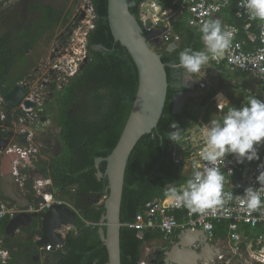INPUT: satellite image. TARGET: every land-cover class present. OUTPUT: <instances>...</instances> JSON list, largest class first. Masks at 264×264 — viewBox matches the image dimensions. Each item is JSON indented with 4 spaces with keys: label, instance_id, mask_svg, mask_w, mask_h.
Returning a JSON list of instances; mask_svg holds the SVG:
<instances>
[{
    "label": "trees",
    "instance_id": "trees-1",
    "mask_svg": "<svg viewBox=\"0 0 264 264\" xmlns=\"http://www.w3.org/2000/svg\"><path fill=\"white\" fill-rule=\"evenodd\" d=\"M146 1L127 0L130 11L142 27L144 25L141 10ZM153 1H157L162 7L176 8L174 0ZM90 3L96 18L94 28L87 36V58L60 88L56 84L48 88V96L43 104L47 112L50 108L54 109L52 119L58 131L47 132L48 137L54 139L59 146H53L49 155L42 148L41 153L33 158L36 171L50 182L46 191L77 212L75 228L68 231L62 246L48 252L51 254L48 264L107 263V250L98 233L99 222L105 212L104 198L108 193L106 161H101L96 167L95 160L107 157L113 150L138 85V71L134 60L128 50L114 40L111 33L107 0H90ZM28 10L32 13L31 22L20 20V26L17 28L15 22L9 20L13 27L0 34L1 96L26 75L22 71L15 75L14 67H19L21 62L23 64L26 54L44 33L63 26L71 14V11H66L63 7L34 1L29 3ZM9 15L11 12H5L3 18L7 19ZM221 15L223 18L227 17L229 23L240 25V21L234 16L233 5ZM171 24L173 33L180 36L177 48L172 52L166 51L168 42H161L158 48H154L161 54L167 72L168 89L164 109L157 126L135 144L126 166L120 212L121 264H134L129 261V256L143 241L163 237L160 231L146 230L142 240L125 224L134 219L145 203L162 197L164 190L170 185L178 188L183 186L191 176L182 165L174 163L171 152L174 142L165 134L174 130L170 125L176 122L182 137L179 143L185 145L184 136L199 123L198 117L187 110L189 102L180 112H173L175 94L185 91L181 79L183 69L176 68L175 65L179 62V53L186 47L199 51L204 49V45L196 27L188 23V14L179 18L174 16ZM93 44H101L105 49L94 50ZM176 69L179 73L174 77ZM214 93L215 91H212L203 95L200 105L209 104ZM255 97L259 99L258 96ZM231 107L235 105L220 109L217 119ZM44 152L46 156L42 157ZM98 173L102 174L101 179H98ZM32 185L31 179L25 180L27 194L24 196L30 202H38L42 198L34 196ZM0 195L11 201L4 197L1 191ZM8 220L0 219V241L9 250L10 257L5 262L0 261V264H21L19 258L22 257L31 262V257L39 252L35 237L41 235L40 218H34L30 224L20 228L27 235L23 239L5 234ZM222 226H215L216 237L226 235V229L224 227L223 230ZM97 259L101 260V263H96Z\"/></svg>",
    "mask_w": 264,
    "mask_h": 264
},
{
    "label": "built area",
    "instance_id": "built-area-1",
    "mask_svg": "<svg viewBox=\"0 0 264 264\" xmlns=\"http://www.w3.org/2000/svg\"><path fill=\"white\" fill-rule=\"evenodd\" d=\"M146 2L143 4L144 6L142 5L141 10L143 30L144 33L157 31L158 42L169 43L171 38L175 42L179 40V36L171 30L170 20L172 17L188 14V23L195 26L202 19L208 18L203 16L202 13L209 10L210 7L214 6L218 9L212 13V16H214L229 7L233 2L235 15L238 19L249 24L253 21V24L255 23V20L249 19L247 10L240 6L241 0H174L173 4H176V8L162 7L161 4L153 0H147ZM83 8H85L88 18L82 20L80 25H74L72 34L70 33L64 44L60 46L62 48L59 49V47L56 51H53L54 56L50 63L51 66L49 65L50 68H47L41 82L46 91L52 84H56L60 88L69 77L78 71L87 58V36L89 31L94 28L96 15L90 0H86ZM146 22L149 23L146 24ZM249 24L238 27L225 21L222 22V26L226 30H235V36L224 58L219 61L210 60L209 62L217 67L226 66L238 69L256 78L259 90L254 91L251 88H246L244 92L248 96L244 101L239 102L240 106L245 105V101L252 96H258L259 99L264 100V59H261V57H264V22L255 23L259 30L257 36L249 33ZM241 34L244 36L240 37ZM246 36H248L247 39H245ZM241 63L244 64L243 67L240 66ZM22 84L24 83L20 81L19 85L23 86ZM199 86L204 87L205 84L199 82ZM40 99L35 91L33 93L29 91L19 106L26 111H32L35 107L38 109V106L43 104V99ZM24 100H30L33 106L26 107ZM0 101H2L1 96ZM223 107L222 104L217 105L219 110ZM201 128L202 125L198 129H192V133H195L196 136H193L191 132L184 136L185 145L174 142L172 146L171 152L174 163L182 165L190 174L192 173L191 163L194 159H199L198 152L204 144ZM6 152H16L19 155V158L13 161L12 173L16 178L18 187L23 192L22 194H27L24 186L25 180L31 179L33 181L34 196L42 199L38 202H30L28 206L22 208L14 201L11 202L0 195V219H10L21 212L41 213L45 212L54 203H64L56 200L51 193L46 191L50 182L35 169L33 158H35L36 150L34 147H8ZM258 152L259 160L245 161L242 164H237L232 154L225 157V164L220 166V170L225 176L224 190L225 192L232 191L233 199L225 205L226 210L219 211L215 217L210 213L193 214L184 207L171 206L165 189L162 197L154 198L145 203L135 214L134 219L125 225L133 229L142 240V235L139 232L144 233L146 230L160 231L165 237L174 230L201 229L212 241V244L219 249V252L212 259L203 260L200 264H264V214H262L264 209L249 215L246 208L240 205L236 199L237 194H243L246 187H259L256 177L260 171L264 170V142L259 146ZM25 154L30 163L25 162ZM230 169L232 170L231 176H229ZM262 199H264V196H262ZM166 223L170 227H164ZM209 224L212 225L210 230L206 228V225ZM217 224L220 226L225 225L221 227L223 230L224 227L226 229L225 236H215L214 228ZM74 228V224H62L55 231L65 238L68 231ZM39 239L40 236L35 237L36 241ZM143 242L145 246L142 249L141 261L142 264H146L143 258L146 255L148 243ZM60 246L62 245L47 244L44 247H39V249L49 252ZM8 258L9 251L0 241V259L5 262Z\"/></svg>",
    "mask_w": 264,
    "mask_h": 264
},
{
    "label": "water",
    "instance_id": "water-1",
    "mask_svg": "<svg viewBox=\"0 0 264 264\" xmlns=\"http://www.w3.org/2000/svg\"><path fill=\"white\" fill-rule=\"evenodd\" d=\"M107 17L114 40L128 50L138 71L136 94L119 138L107 157H99L95 160L96 167L101 161H106L105 177L108 191L104 198L105 212L100 219L98 233L107 250L106 264H121L120 212L127 162L138 140L157 126L166 101L168 80L161 54L153 48L159 43L156 37L158 32L144 33L143 27L130 11L127 0H107ZM177 46L175 41H171L166 45V51L172 52ZM92 48L105 49L101 44H93ZM182 93L184 92H178L174 96L173 112L175 113L181 109L180 94ZM25 95L23 87L16 84L2 96V102L10 107H18ZM24 105L31 107L33 103L30 100H24ZM18 158L16 154L2 155L0 191L4 197L24 208L30 204V201L15 189L11 172V161ZM97 177L101 179L102 174L98 173ZM76 214V210L69 205L54 203L45 212H21L15 215L8 220L4 232L14 237L20 227L27 226L38 217L41 220V235L36 245L38 247H44L47 244L62 245L64 238L55 230L62 224H75ZM139 234L144 238L143 232ZM202 235L201 229L180 230L169 246L154 251V255L160 254V259L158 262L154 261V264H198L202 260H209L212 255L219 252V249L213 244H206V249L200 248ZM144 246L143 242L138 248L132 250L129 256L131 263L142 264L141 252ZM37 257L35 256V261ZM145 259L146 257L143 258L144 262ZM96 263H101V260L97 259Z\"/></svg>",
    "mask_w": 264,
    "mask_h": 264
},
{
    "label": "clouds",
    "instance_id": "clouds-1",
    "mask_svg": "<svg viewBox=\"0 0 264 264\" xmlns=\"http://www.w3.org/2000/svg\"><path fill=\"white\" fill-rule=\"evenodd\" d=\"M240 6L247 10L250 20L264 22V0H241ZM217 10L213 6L204 11L202 15L208 18L195 25L204 49L193 51L186 47L179 53V62L175 67L188 74L182 76L184 81L196 82L191 75L200 73L202 68L206 69L210 60L223 59L232 45L235 30H226L221 20L212 16ZM220 96L222 94L218 93L217 97ZM170 127L174 130L165 135L178 144L182 138L180 128L176 122H172ZM201 134L204 144L198 152L199 159L191 163L190 178L179 188L170 185L166 189V196L171 206L184 207L193 214L210 213L215 217L219 211L226 210L225 205L233 199V192L224 190L225 176L220 170V166L225 164V157L234 155L237 164L260 159L258 148L264 142V100L252 96L246 105L229 108L222 119L213 118L202 124ZM25 162L30 163L26 154ZM231 173L230 169L229 176ZM256 181L259 187L248 186L243 194L236 196L249 215L264 209V170L259 172ZM164 227L170 225L166 223ZM211 227L210 224L206 225L209 230Z\"/></svg>",
    "mask_w": 264,
    "mask_h": 264
},
{
    "label": "rangeland",
    "instance_id": "rangeland-1",
    "mask_svg": "<svg viewBox=\"0 0 264 264\" xmlns=\"http://www.w3.org/2000/svg\"><path fill=\"white\" fill-rule=\"evenodd\" d=\"M42 2L45 4H52L54 6H59V7H63L65 8V10H69L71 11V14L68 18V21L63 25V26H58L53 30L47 31L46 33H44L42 35V37L36 42V44L33 46L32 49H30V51L26 54V58L24 59V62L22 64L19 63V67H14L15 71L13 72L15 75L18 74V72H24L26 75L24 76V78L21 80V82L26 83L28 85V87H30V89L34 90L38 95L39 98L43 99L44 101L47 99L48 96V90L46 91L45 87L43 85H41L42 82V78H44L45 72L47 71V68L49 67L52 59H53V47L54 46H59L62 44H64L65 39L67 38L68 35H70V33L72 34L73 32V27L74 25H80L82 20H86L88 18V15L85 11V8H83L86 0H0V34L5 31L7 28L11 27L12 23L11 21L15 22V26L18 28L20 25V20H24L26 19L23 18L24 15L25 16H30L32 15V13L26 8L28 7L27 4L31 3V2ZM29 5V4H28ZM11 10H13L11 12ZM5 12H11V15H9L10 17L3 18V14ZM35 13V12H33ZM21 15V16H20ZM15 16H18L17 18ZM4 19V20H3ZM9 20H11L9 22ZM13 27V26H12ZM86 27V25H85ZM18 31V30H17ZM161 43L156 44L153 48H158L160 46ZM59 48V47H58ZM62 47H60L59 49H61ZM56 51V50H55ZM51 66V65H50ZM50 68V67H49ZM214 71V70H213ZM215 73V71H214ZM184 75H188L184 70H182V74H181V79L182 82H187L184 81L182 76ZM211 74H208L207 70H204V68H202L200 73L197 74H192L191 78L194 80H197L196 82H192L191 81V85L192 84H198L200 80H204L205 77L208 76V78H210L211 80L208 81V83L210 85H213L212 82V78L211 76H209ZM203 76V77H202ZM216 74H215V78L213 77V80L216 79ZM202 77V78H201ZM205 81V80H204ZM19 84V83H18ZM248 81L247 84L248 85ZM210 87V86H209ZM33 91V92H34ZM230 91H232L233 94L239 95L240 93H238V91H236L234 89H231ZM32 92V93H33ZM187 92H184L181 95V101L187 99L189 96H193L192 93L190 94H186ZM201 96V94L199 95V97ZM222 97V96H220ZM40 99V100H41ZM51 101V100H50ZM188 106H191L193 111H195L196 113L200 112V101L197 100L196 102H192L193 100L189 98ZM44 104V102H43ZM42 105L38 106V109L35 107L34 110H37L39 112V116L40 115H46V120L44 119V121L39 122L37 125H35V127H30L29 130H31L34 133H37L38 135L43 134V132H50V133H56L58 131V127L56 126V123L53 121L52 119V114L54 113V109L50 111H45V107ZM188 109V107H187ZM208 111H210V113H212L211 115L209 114H203V116H207L205 118L200 117L201 114L199 115V123L198 125L194 126L193 129L195 128H199L202 123L205 124L207 123L210 119H217V110L215 108H212V104L210 103L208 105ZM48 113V114H47ZM199 114V113H198ZM206 119V120H204ZM38 122V121H37ZM199 126V127H198ZM48 132L46 133L47 135ZM191 134L193 136H196L195 133H192V130H190ZM42 137V138H41ZM46 140L49 139V137L45 136L44 137ZM43 136L41 135L39 137L38 140L33 139V143H35L37 146V149L42 150V148H44V150L46 151V153L49 155L52 153L51 149H53V146H40V142H42L43 140ZM45 139L43 142H45ZM55 142V141H52ZM46 153H42L41 156L45 157ZM16 190L18 191V193H20L21 195H23L22 190L17 186ZM17 235L18 238L23 239L26 238L27 235L21 230L20 228L17 230V233L15 234Z\"/></svg>",
    "mask_w": 264,
    "mask_h": 264
},
{
    "label": "flooded vegetation",
    "instance_id": "flooded-vegetation-1",
    "mask_svg": "<svg viewBox=\"0 0 264 264\" xmlns=\"http://www.w3.org/2000/svg\"><path fill=\"white\" fill-rule=\"evenodd\" d=\"M29 4V3H28ZM27 4V6H28ZM28 9V7H26ZM13 10H11L12 12ZM21 16V15H20ZM35 16V15H33ZM16 17V16H15ZM18 17V16H17ZM16 17V18H17ZM25 21L31 22L32 18L30 16H25L23 18ZM22 22V20H21ZM20 26V25H19ZM63 44L59 46H54L52 49L53 51L57 50L58 47L62 46ZM179 71L176 69L174 72V77L178 76ZM18 84V83H17ZM24 91L29 93V91L33 92L34 90L30 89L26 83L22 84ZM1 96V95H0ZM2 97V96H1ZM44 100L42 101V103ZM32 107V106H31ZM46 120V115L39 116V113L32 109V111H26L20 106L18 107H10L6 104H4L2 101H0V161L1 157L4 154H16V152H6V149L12 148V147H25V146H37L35 143H33V139L38 140L39 137L42 135L44 141V137L48 135L43 132V134L38 135L37 133L32 132L29 130L30 127H35L39 122ZM38 121V122H37ZM42 138V137H41ZM40 142V146H59V144L49 137V139H45V142ZM55 141V142H52ZM36 150L35 157L41 153V150L34 147ZM19 156V155H18ZM16 160V159H14ZM11 161V168L13 171V161ZM11 171V172H12ZM1 176V173H0ZM13 182L15 189L17 188V181L15 176L13 175ZM24 198H26L24 195H22ZM21 228V227H20ZM21 231V229H20ZM180 230H174L171 234L166 235L165 237L157 238L153 243H148L147 251H146V264H154V261L158 262L160 259V254L154 255V251L158 249H163L166 246H169L170 242L173 241L174 236L179 233ZM17 233V232H16ZM17 235H14L16 237ZM148 242V241H146ZM206 244H212V241L207 237L206 233L203 232V235L201 236V244L200 248L205 247ZM9 251V250H8ZM142 253V252H141ZM51 254L48 252H44L43 250L39 249V252L36 256L37 259L35 261V256L31 257V262H29L25 257L19 258L21 261V264H33V263H39V264H48V262L51 261ZM215 255H212L210 259H212ZM10 257V252H9ZM1 261V259H0ZM203 261V260H202ZM202 261L198 262L200 264ZM220 264V263H217Z\"/></svg>",
    "mask_w": 264,
    "mask_h": 264
},
{
    "label": "crops",
    "instance_id": "crops-1",
    "mask_svg": "<svg viewBox=\"0 0 264 264\" xmlns=\"http://www.w3.org/2000/svg\"><path fill=\"white\" fill-rule=\"evenodd\" d=\"M232 5L234 6V2L229 7L223 9L222 11L215 14L214 16L219 18L221 20V23L224 21L229 23L228 18L227 17L223 18L221 13L224 12L225 10H229ZM182 16H185V15H182ZM182 16L181 15L175 16V18H179ZM234 16L236 17L235 6H234ZM236 19L240 21V25L235 24V23H229V24H234L238 27H243L244 25L249 24L248 22L246 23L245 21L242 22V20L238 19L237 17H236ZM253 22H251L249 24V30L248 31L250 34H254L257 36V34L259 33V30L256 27L255 23L259 22V20H255L254 24H253ZM256 31H257V33H256ZM175 35H177V34H175ZM240 37H242V35ZM247 37L248 36H246L245 39H247ZM179 39H180V36H179ZM233 69H235V68L226 67V66H221V68H220V67H217V66L209 63V65H207L206 69H204V70H207L208 74L212 75V76L211 75H209V76H211V78H212L213 85H210L208 83V81L211 80L210 78H208V76L204 78L205 81L204 80L199 81V82H203L205 84L204 87H200L199 83L198 84L195 83V84L191 85V81L182 82V85L185 87V91H182V92H187L186 94L192 93L193 96H191V97L189 96L187 99L182 101L181 109L186 103L189 102V101H187V100H189V98L193 100L192 102H196L197 100L200 101L201 97L203 95H205L207 93H211L212 91H215V93L213 94L211 101H209V102L212 104V108H215L217 110V112H216L217 116L220 114V110L217 108L218 104L224 105L223 108H225L231 104L235 105V107H240L239 102L244 101L248 96L247 94H245L244 90L246 88H251L254 91H258L259 86H258V82H257L256 78H254L253 76L247 75L246 73L241 72L238 69H235V70H233ZM213 70L215 71V73ZM181 74H182V71H181ZM215 74L217 76H216V79L213 80V77L215 76ZM247 81L249 83L248 85H246ZM231 89H234L235 93H236V91H238V93H240V94L235 96V94H233L232 91H230ZM218 93L222 94V97H217ZM200 94H201V96L199 97ZM247 101H245V102H247ZM209 104L200 105L201 109H200V112H198L199 114L196 113L195 111L191 110L192 109L191 106H188L187 110L189 112L195 114L199 119L200 117L203 116V114H209V115L212 114V113H210V111L206 110V107L208 108ZM181 109H180V111H181ZM200 114H201V116L199 117ZM204 117H207V116L204 115L202 118H204ZM155 240H156V238L149 240L147 243H153Z\"/></svg>",
    "mask_w": 264,
    "mask_h": 264
}]
</instances>
